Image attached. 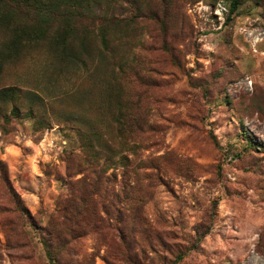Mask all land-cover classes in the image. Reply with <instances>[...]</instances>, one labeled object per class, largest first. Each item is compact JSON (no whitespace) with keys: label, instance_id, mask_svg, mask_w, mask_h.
<instances>
[{"label":"rangeland","instance_id":"obj_1","mask_svg":"<svg viewBox=\"0 0 264 264\" xmlns=\"http://www.w3.org/2000/svg\"><path fill=\"white\" fill-rule=\"evenodd\" d=\"M140 1L114 10L130 29L104 59L95 40L85 65L45 41L1 62L19 93L0 99V264H264V3L229 18L228 0ZM95 125L115 151L139 145L103 175Z\"/></svg>","mask_w":264,"mask_h":264},{"label":"trees","instance_id":"obj_2","mask_svg":"<svg viewBox=\"0 0 264 264\" xmlns=\"http://www.w3.org/2000/svg\"><path fill=\"white\" fill-rule=\"evenodd\" d=\"M255 1L258 5L264 3V0ZM242 2L243 0H228L229 18L237 12ZM123 5H129L133 13L143 11L140 0H0V29L7 30L10 34L9 40L0 50V66L2 61L14 57L25 45L45 41L63 59H68L72 64L85 65L84 55L90 56L89 44L95 40L99 45L95 48L96 56L104 59L106 54L112 51V40L121 39L130 29L128 20L113 14L114 10L123 8ZM29 13H33L34 18L30 24L25 20ZM124 65L120 64V73ZM18 93L19 91L14 87L4 88L0 90V99L3 102L9 98L13 100ZM121 93L122 90L118 87L117 90H113L112 96L110 93V97L117 104L114 116H117L115 121L119 123L118 136L127 141L135 134V130L124 123L125 115L128 116L125 106L127 101L122 99ZM18 111L19 107L15 104L11 112L17 115ZM28 113L30 115L31 110ZM37 122L41 123L40 120ZM100 131L95 125V134L82 131V136L85 149L91 152L95 161V168L102 160L103 167L100 168V173L103 175L109 168H116L119 163L128 161L123 150L134 153L139 145L134 144L131 147L122 142V150L115 151L112 144L103 140ZM13 197L20 212L18 216H28V210L24 206L19 207L20 201L15 192ZM114 230L118 231L119 240L124 241L125 234L121 231V227H114ZM209 230L206 228L199 231L197 227L195 232L198 239L201 240ZM259 243H257V250L262 251L263 247H260ZM190 250L192 248L188 247L180 251L175 256L174 262L181 261ZM46 251L51 260H57L56 255L47 246Z\"/></svg>","mask_w":264,"mask_h":264}]
</instances>
